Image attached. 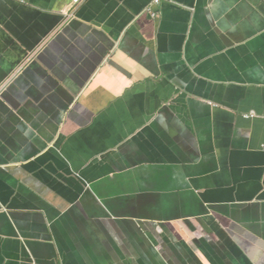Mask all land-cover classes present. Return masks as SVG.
I'll return each instance as SVG.
<instances>
[{
    "label": "crops",
    "instance_id": "1",
    "mask_svg": "<svg viewBox=\"0 0 264 264\" xmlns=\"http://www.w3.org/2000/svg\"><path fill=\"white\" fill-rule=\"evenodd\" d=\"M172 1L0 0V264H264V0Z\"/></svg>",
    "mask_w": 264,
    "mask_h": 264
},
{
    "label": "water",
    "instance_id": "2",
    "mask_svg": "<svg viewBox=\"0 0 264 264\" xmlns=\"http://www.w3.org/2000/svg\"><path fill=\"white\" fill-rule=\"evenodd\" d=\"M164 5H167V6H178V8H175L176 10H181V11H187L186 9L189 8H183V7H180L179 5H177L175 2H173L172 0H160V3L159 4H156L154 6H158V7H162ZM157 7V9H158ZM190 11V10H189ZM189 11H187L189 13ZM152 12V11H151ZM191 13V12H190ZM157 14V11L155 12V14L153 13V15L155 16Z\"/></svg>",
    "mask_w": 264,
    "mask_h": 264
},
{
    "label": "built area",
    "instance_id": "3",
    "mask_svg": "<svg viewBox=\"0 0 264 264\" xmlns=\"http://www.w3.org/2000/svg\"><path fill=\"white\" fill-rule=\"evenodd\" d=\"M22 1V0H20ZM84 0H71V6H77L79 4H81ZM160 3V0H152V4L153 5H156V4H159ZM148 12H151V10L148 8ZM152 16L154 17L153 13L151 12ZM66 19L69 18V17H72V14H68V13H64ZM247 117V116H245Z\"/></svg>",
    "mask_w": 264,
    "mask_h": 264
}]
</instances>
